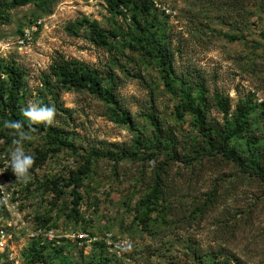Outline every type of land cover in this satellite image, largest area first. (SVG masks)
<instances>
[{
	"label": "rangeland",
	"instance_id": "obj_1",
	"mask_svg": "<svg viewBox=\"0 0 264 264\" xmlns=\"http://www.w3.org/2000/svg\"><path fill=\"white\" fill-rule=\"evenodd\" d=\"M147 1L137 18L114 15L106 0L5 9L0 65L25 73L21 110L39 103L56 114L50 125L33 124L21 146L45 161L17 180L8 164L16 137L0 116V165L20 209L9 205L0 216L8 229L0 264H42L33 246L46 249L47 264H264V0ZM37 21L31 47L19 49ZM93 22L112 48L91 42ZM59 55L96 71L117 102L65 90L51 74ZM185 92L203 109L206 131L196 115L178 116ZM123 112L131 123L116 122ZM238 117L245 125L236 131ZM50 128L71 146L52 150ZM227 132L225 153L217 145ZM87 160L72 208V188L55 197L49 181L62 185Z\"/></svg>",
	"mask_w": 264,
	"mask_h": 264
},
{
	"label": "trees",
	"instance_id": "obj_2",
	"mask_svg": "<svg viewBox=\"0 0 264 264\" xmlns=\"http://www.w3.org/2000/svg\"><path fill=\"white\" fill-rule=\"evenodd\" d=\"M110 11L117 16L124 15V10H132L135 14L143 9V3H147V0H106ZM30 4H35L40 7L42 10L47 9L50 4H54V0H0V21L3 20L5 9L10 8H20ZM87 20H84L83 23H87ZM90 27V37L89 39L95 46L103 47L106 49L112 48L108 41V37L100 30L99 23L93 22L89 24ZM68 31L72 34H76L71 27H68ZM112 38H118L120 36V31H112L110 33ZM110 47V48H109ZM160 55V58L163 60V64L166 66L169 63V59L167 56V51L164 46L158 47L157 49ZM153 55V53H150ZM0 63L3 64V61ZM2 70H0V116L4 118V120H21L24 124V130L29 129V123L25 117H23L21 112V105L23 98L25 96L23 80L25 78V73L19 67L15 65L14 62L7 63L6 65H0ZM51 74L57 77L60 83L66 88L65 90H82L90 92L102 99H105L107 102L115 103L114 95L111 88H105L103 86L102 78L100 75L92 70L90 67L81 64L76 60H67L62 55H59L56 60L53 62L51 66ZM184 101L177 105V113L180 118H183V112H189L191 114L196 115V120L203 131H206L205 128V116L204 111L201 106L195 104V99L190 92H185L183 94ZM227 113V112H226ZM132 119L130 115L126 112H123L120 116L116 117V122L120 124H129ZM236 131L241 130L244 127V123L238 117L235 121ZM32 128H35L32 125ZM36 131L41 133L44 131V127L37 126ZM49 133H47L46 137L48 138V144L53 146L52 150H58L62 146L70 147L71 145L67 142V139L63 136L59 129L50 128ZM2 138L5 136L0 135ZM221 142L217 145L222 147L224 152L226 153L227 149L225 148V144L230 139V134L227 132L224 135H221ZM210 143L213 144L210 140ZM213 146H216L213 144ZM134 157H137V154L132 153ZM230 154V153H228ZM34 164L30 169V174H34L35 170L39 168L42 163L45 161V155L42 153H38L34 155ZM236 161H240L239 157H234ZM242 164V163H239ZM90 168V161L87 160L86 163L78 168V170L70 171L67 179L62 181V185L59 184L58 181H49L52 184V192L53 196L58 197L64 194L65 189L72 188L71 196L72 201L70 202L72 208H76L82 199L81 194L79 193V189L83 186V177L87 175ZM9 174L11 171L9 170ZM29 174V175H30ZM157 190H154L153 196H157ZM25 196V195H24ZM26 197V196H25ZM158 201V199L156 200ZM154 206L157 205L155 201H153ZM3 209L0 208V216L4 215ZM46 222V220H45ZM44 250H46L43 246L35 247L33 246L32 256L36 259H39L42 264L46 263V258L44 256ZM47 264V263H46ZM59 264H73L69 262L61 261ZM93 264V263H89ZM98 264H117L113 259L105 258L103 263Z\"/></svg>",
	"mask_w": 264,
	"mask_h": 264
},
{
	"label": "clouds",
	"instance_id": "obj_3",
	"mask_svg": "<svg viewBox=\"0 0 264 264\" xmlns=\"http://www.w3.org/2000/svg\"><path fill=\"white\" fill-rule=\"evenodd\" d=\"M23 117L29 123V129L24 130V124L21 120H4L3 127L5 129L13 130V134L16 138L12 140V144L15 145L9 151L8 164L12 173L17 179H25L30 174V169L34 164V157L31 154L25 152L21 146L23 142L32 140L31 132L35 129L32 128L33 124L50 125L54 121L56 109L54 106L43 105L39 103H30L21 110ZM7 169L0 170V174H3Z\"/></svg>",
	"mask_w": 264,
	"mask_h": 264
},
{
	"label": "built area",
	"instance_id": "obj_4",
	"mask_svg": "<svg viewBox=\"0 0 264 264\" xmlns=\"http://www.w3.org/2000/svg\"><path fill=\"white\" fill-rule=\"evenodd\" d=\"M41 22L37 21V23L33 27H27L23 30V33L20 37H18L16 43L19 49L31 47L33 41V35L35 30L37 29V25H40ZM7 167L0 165V170H5ZM10 180H8V169L3 174H0V208L6 209L9 205H12L13 210H18L13 204L10 193L8 192V184ZM4 209V210H5ZM20 212V209L18 210ZM30 218V217H29ZM29 223V221H28ZM8 229L3 226L0 222V240H4L7 235Z\"/></svg>",
	"mask_w": 264,
	"mask_h": 264
}]
</instances>
